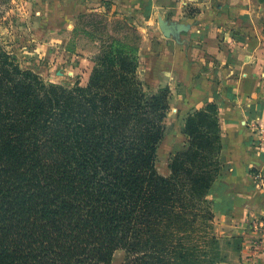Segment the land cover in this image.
<instances>
[{
    "label": "trees",
    "instance_id": "1",
    "mask_svg": "<svg viewBox=\"0 0 264 264\" xmlns=\"http://www.w3.org/2000/svg\"><path fill=\"white\" fill-rule=\"evenodd\" d=\"M171 96L148 97L138 60L119 49L97 57L86 87L66 88L0 48V264H112L119 250L125 264H215L196 235L214 219L219 109L186 119L189 146L165 177Z\"/></svg>",
    "mask_w": 264,
    "mask_h": 264
},
{
    "label": "rangeland",
    "instance_id": "2",
    "mask_svg": "<svg viewBox=\"0 0 264 264\" xmlns=\"http://www.w3.org/2000/svg\"><path fill=\"white\" fill-rule=\"evenodd\" d=\"M69 3V0H0V48L15 58L24 70L33 71L49 84L66 88L86 87L97 57L107 49H119L133 55L139 62V77L148 97L165 89L172 93L166 136L158 151L157 169L162 176L171 175V159L189 146V138L184 133L186 119L211 103L218 106L223 137L220 177L213 188L219 183L232 185L236 172L232 162L235 153L244 158L264 157V0H256L252 10L254 17L249 21L255 26L256 33H250L243 42L236 35L229 40L230 52L235 57L239 51L236 49L250 46L256 38L255 49L248 54L244 51L239 60L229 54L230 62L224 65L205 62L194 74L191 71L189 81L160 75L159 67L164 68L158 61L161 48L145 43L144 36L135 33V29L123 20L111 19L98 9L73 17ZM225 20L228 23L229 19ZM197 47L188 43L190 59L197 55ZM249 77L257 82L250 84L253 92L248 100L241 101L236 92ZM197 86L208 87L216 98L190 107V93ZM252 173L259 182L263 180L260 173ZM209 200L211 203L204 208L214 215V219L199 223L201 230L196 238L201 258L217 259V264L225 259L229 246L216 236V214L210 196ZM126 257V251L119 250L112 264H125Z\"/></svg>",
    "mask_w": 264,
    "mask_h": 264
},
{
    "label": "crops",
    "instance_id": "3",
    "mask_svg": "<svg viewBox=\"0 0 264 264\" xmlns=\"http://www.w3.org/2000/svg\"><path fill=\"white\" fill-rule=\"evenodd\" d=\"M69 2H71L69 11L73 17L98 9L108 14L111 19L123 20L130 28L135 29V33L144 36L145 43H150L151 47L157 45L161 48V57L158 61L164 68L159 67V74L181 81H189L191 74L205 65V62L209 64L212 61L217 63V66L230 62L232 45L229 40L232 35H236L239 41L243 42L248 39L250 33H256L255 26L249 22L254 17L252 10L256 0H69ZM160 19L170 24L184 26L187 30L181 31L178 41L169 40L160 30ZM225 19H229L228 23ZM230 19H233L232 23ZM230 25H233V28H230ZM255 41L256 38L250 46H247L249 42L240 43L247 47H239L236 49L239 50L237 57L231 54L232 57L239 60L244 51L247 54L253 51L257 43ZM188 43L198 46V53L194 59L187 55ZM255 82L257 80L250 77L244 80L242 88L236 92L241 101L248 100L249 94L253 92L249 86ZM214 98L216 94L208 87H194L190 93V107ZM233 158L236 172L232 185L219 183L210 193L216 214L214 221L216 236L229 246L225 259L217 264H247L255 256V248L263 239L262 234L251 227L249 220L264 216L262 187L264 157L256 155L244 158L241 154L235 153ZM252 172L260 173L263 180L259 182Z\"/></svg>",
    "mask_w": 264,
    "mask_h": 264
},
{
    "label": "built area",
    "instance_id": "4",
    "mask_svg": "<svg viewBox=\"0 0 264 264\" xmlns=\"http://www.w3.org/2000/svg\"><path fill=\"white\" fill-rule=\"evenodd\" d=\"M252 228L262 234L263 239L255 248V256L247 262V264H264V216L261 218H253L249 220Z\"/></svg>",
    "mask_w": 264,
    "mask_h": 264
},
{
    "label": "water",
    "instance_id": "5",
    "mask_svg": "<svg viewBox=\"0 0 264 264\" xmlns=\"http://www.w3.org/2000/svg\"><path fill=\"white\" fill-rule=\"evenodd\" d=\"M159 25L163 35L169 38H179V34L181 33V31L187 30L184 26L175 23L170 24L168 22L163 21V19L159 20Z\"/></svg>",
    "mask_w": 264,
    "mask_h": 264
}]
</instances>
